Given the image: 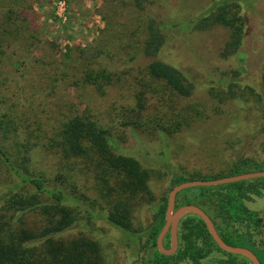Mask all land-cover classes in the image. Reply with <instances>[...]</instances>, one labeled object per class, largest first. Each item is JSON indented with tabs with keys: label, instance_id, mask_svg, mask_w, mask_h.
Here are the masks:
<instances>
[{
	"label": "trees",
	"instance_id": "16d2710c",
	"mask_svg": "<svg viewBox=\"0 0 264 264\" xmlns=\"http://www.w3.org/2000/svg\"><path fill=\"white\" fill-rule=\"evenodd\" d=\"M173 1L129 0L139 18L149 4L165 8L166 16L159 21H145L139 38L133 37L128 43H124V36H112L107 44L96 41L85 47H69L60 54L64 63L62 79L92 87L100 95L114 86L130 95L131 104L125 106L117 127H107L85 113H77L58 120L52 134L44 136L46 141L32 132L21 138V125L0 107V173L7 178L0 193V264H104L103 250L96 239L84 234L64 236L83 217L85 227L103 219L118 230L129 249L137 254L138 264H253L248 257L219 247L203 219L194 213H186L178 220V247L173 254L160 252L157 238L165 224L168 196L174 186L264 171V126L255 131L261 135L252 155L232 159L225 164V170L215 175L174 171L168 178L170 189L159 198L151 189L152 169L121 145L125 138L117 131L120 128L133 134L172 135L200 118L201 112L184 101L195 88L207 87V68L221 70L216 72L212 81L216 85L209 91L213 94L215 90L218 97L222 89L225 97L239 107L232 121L234 126L227 133L243 132L239 127L251 119L254 122L256 113L264 118V92L243 82V69L220 67L227 60L239 63L246 56V15L258 0H209L203 5L192 0L189 10L186 7L181 12ZM26 3L27 0H0V49L4 44L10 46L9 39L13 43L22 36L26 41L33 39L26 13L32 7ZM213 28L227 30L223 42L213 38ZM176 41L192 47L194 56L201 54L199 42L204 41L207 47L201 61L196 64L192 57L178 68L175 62L180 50H174ZM129 53L151 59L126 78L123 74L128 73L112 71L110 62L126 60ZM197 75L195 84L192 76ZM224 83H228L227 89L220 85ZM41 148L55 159L53 176L32 164L31 155ZM83 177V181H91L85 191L84 186H79ZM263 194L264 177L189 187L177 193L175 209L188 204L200 207L223 241L248 248L264 264V210L247 205L254 196ZM144 207V213L153 214L150 222L136 214ZM169 243L168 231L163 237L164 247L168 248Z\"/></svg>",
	"mask_w": 264,
	"mask_h": 264
},
{
	"label": "rangeland",
	"instance_id": "374dc122",
	"mask_svg": "<svg viewBox=\"0 0 264 264\" xmlns=\"http://www.w3.org/2000/svg\"><path fill=\"white\" fill-rule=\"evenodd\" d=\"M128 1L27 0L26 5L32 7L26 13L33 39L26 41L22 36L15 43L9 39L7 43L10 46L4 44L0 49V107L21 125V138L26 136V132H32L40 140L46 141L44 136L52 134L58 120L70 114L85 113L107 127H117L121 123L125 106L131 104L130 95L123 88L115 86L100 95L92 87L74 85L62 79L60 73L64 63L60 54L69 47H85L96 41L107 44L112 36H124V43H128L133 37L139 38L145 21L151 18L159 21L166 16L165 8L149 4L143 8L144 15L139 18L131 10ZM191 1L174 0L173 3L181 12L186 7L189 10ZM208 1L199 0V3L203 5ZM246 20L248 32L243 43L246 56L239 63L227 60L220 67L222 70L236 67L243 69V82L256 87V91L264 92V0H258L247 13ZM211 32L219 42L226 38V29L213 28ZM199 44L203 48L199 51L201 54L194 56L192 47L176 41L174 50H180L175 62L178 68L192 60V57L196 64L201 61L207 45L204 41ZM129 54L126 60L110 62L114 66L111 70L128 73L123 74L126 78H129L132 71L141 70L143 64L151 59L140 54ZM206 71L207 76L203 78L207 87L204 90L195 88L184 101L201 112L200 118L190 125L175 134L161 136L138 131L133 134L129 129L117 130L124 134L122 147L137 156L144 166L152 169L151 189L159 195L156 194L157 198L164 196L170 189L168 178L172 172L201 171L203 175H215L225 170V164H230L232 159L240 155H252L257 146L261 132L257 134L255 131L264 126L262 115L256 113L254 122L251 119L252 122L240 126L243 132L227 133L234 126L232 121L239 113V107L225 97L222 89L218 97L215 96V90L213 94L210 92L216 85L212 82L216 79V72L221 70L216 67L207 68ZM199 76H192L193 83L198 84ZM220 85L227 89L228 83ZM31 157L32 164L38 170L48 176L54 175L57 165L52 155L46 154L41 148L40 151L36 149ZM83 180L84 177L79 180V186H84L85 191L91 181ZM6 181L4 173H0V193ZM88 193L93 196L91 192ZM247 205L253 210H264V194L254 196ZM144 209L147 208L138 210L136 214L142 216L144 222H150L153 214L144 213ZM86 223V219L81 218L64 236L84 234L96 239L103 250L104 264H138L135 257L137 254L129 249L118 230L103 219L93 220L85 227Z\"/></svg>",
	"mask_w": 264,
	"mask_h": 264
},
{
	"label": "water",
	"instance_id": "95a60500",
	"mask_svg": "<svg viewBox=\"0 0 264 264\" xmlns=\"http://www.w3.org/2000/svg\"><path fill=\"white\" fill-rule=\"evenodd\" d=\"M260 177H264V171L248 172V173L223 177L214 180H193V181L183 182L181 184L174 186L169 192V196H168L167 208L165 212V224L157 238V247L160 250V252L166 255H170L177 250L178 243L176 236V228H177L178 220L182 215L186 213H194L203 219L206 228L208 229L214 241L219 245V247L230 253L244 255L248 257L253 264H261L257 256L248 248L241 246H232L227 244L225 241H223V239L219 236L210 217L200 207L196 205L188 204V205L180 206L179 208L175 209L176 195L178 192H180L183 189L189 187H195V186L219 185V184H225V183L253 179V178H260ZM168 231L170 234L171 245L169 248H166L163 245V237Z\"/></svg>",
	"mask_w": 264,
	"mask_h": 264
}]
</instances>
